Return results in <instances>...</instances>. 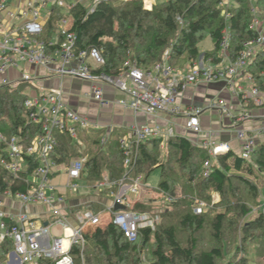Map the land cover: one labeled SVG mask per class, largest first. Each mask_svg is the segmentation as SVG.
<instances>
[{
	"label": "trees",
	"instance_id": "obj_1",
	"mask_svg": "<svg viewBox=\"0 0 264 264\" xmlns=\"http://www.w3.org/2000/svg\"><path fill=\"white\" fill-rule=\"evenodd\" d=\"M252 9L257 16L264 15V0H230L227 6H223V0H156L149 9L145 8L142 0H101L93 10L89 4L75 3L71 8L67 4L62 7L53 5L39 40L45 43L48 53L58 48L64 39L59 24L67 18L70 22L68 33L74 36L73 53L78 55L91 49L100 51L104 64L93 70L96 73L116 77L126 61H133L141 70L150 72L166 52L167 64L181 69L188 63L197 62L201 56L204 60L218 63L225 32L229 38L228 58L234 61L244 44L257 37V32L251 29ZM206 38L211 40L213 49L201 53L198 47ZM247 73L253 86L264 92V46L253 57ZM28 88L26 84L0 86V134L7 139L18 137L25 147L42 134L41 126L30 122V111L25 108ZM101 134L99 132L97 138ZM121 136L110 135L102 147L94 138L92 149L78 152L66 134H56L57 143L52 157L59 163L86 157L83 179L90 185L104 177L117 182L125 174L118 148ZM138 152L130 175H142L145 180L153 170L159 169L160 181L156 190L171 196L174 202L163 207L159 213L161 223L153 231L147 228L138 231L135 243H129L109 221L104 225L89 226L83 234V247L73 246L71 249L73 264H143L142 259L145 264H218L226 254L224 232L235 227L236 218L246 217L255 211L257 218L245 223L242 230L245 234L256 230L264 234L263 205L255 182V178L261 175L264 184V141L257 145L248 161L231 151L219 154L206 178L202 177L201 171L203 163L209 159L207 152L183 136L167 140L163 150L160 140H147L140 144ZM3 159H6V145L0 142V161ZM23 159L25 169L17 176L9 174L0 165V196L7 192L12 195L26 193L31 188L30 177L38 161L34 157L24 156ZM186 187L192 193L188 192L178 201L177 189L183 192ZM236 189L238 194L241 189L246 195L236 198L237 195H233ZM213 192L220 199L229 198L231 203L227 201L226 212L217 213L208 221V209L196 215L193 205L196 200L206 203ZM231 204H234L233 210L238 211L234 218L227 217ZM155 209L150 201L136 203L132 210L150 212ZM68 211L78 213L82 208ZM92 212L97 213L98 210L93 209ZM2 222L7 229L14 224L10 219ZM207 225L215 244L205 249L200 244L199 235ZM245 238L249 236L245 235ZM243 250L241 246L237 247L236 255L227 264H249ZM12 251V240L5 238L0 242V264H7ZM262 261L264 264V246ZM41 263L53 264L50 261Z\"/></svg>",
	"mask_w": 264,
	"mask_h": 264
},
{
	"label": "built area",
	"instance_id": "obj_2",
	"mask_svg": "<svg viewBox=\"0 0 264 264\" xmlns=\"http://www.w3.org/2000/svg\"><path fill=\"white\" fill-rule=\"evenodd\" d=\"M8 1L0 0V13L6 9ZM100 1L76 0L68 7L71 8L75 3L89 4L93 10ZM152 1L154 0H143L145 8H151ZM48 4L65 6L62 0H31L27 10L22 12L27 20L18 28L10 29L0 22V74L9 68H18L23 65L43 68L49 77L72 78L90 84V91L84 97L92 99L100 106L108 105L103 97V87H110L127 96V99L115 101L119 107L154 117L161 114L172 118L182 116L185 118V129L198 137H203L200 116L204 110L217 111L223 116L230 117L234 128L252 118L244 111L233 118L222 99L210 100L204 108L188 106L181 109L177 100L189 86L223 82L226 88L232 90L241 107L248 105L255 108L264 107V92L253 86L252 79L247 73L248 65L253 57L264 46V22L259 21L255 9L251 10L253 15L251 29L257 32V37L244 44L243 50L234 61L228 58L229 38L225 32L218 63L203 59L200 62L188 63L183 69L173 68L167 64L168 52H166L162 61L150 72L141 70L133 61H126L121 73L116 77H110L93 71L104 64L99 50L91 49L88 52H80L78 55L73 53L74 36L68 33L70 22L67 18L62 19L59 24V30L64 35L61 45L47 52V46L39 40L42 33L39 13ZM223 6L226 4L223 3ZM225 17L228 15L225 14ZM241 79L245 81L246 89L238 85L237 81ZM35 81L36 76L25 72L22 73L19 81L3 83V86L11 87L26 84L30 90H35V94L25 101V108L30 111V122L42 128V134L36 136L27 147L18 137L7 139L0 134V142L6 145V159L1 160L0 165L6 172L17 176L24 171L26 165L24 156L34 157L38 161V166L30 177L31 188L26 193L12 195L7 192L3 196L17 200L23 205H45L48 208L50 221L42 224L22 212L13 216L3 211L0 203V242L5 238L13 242V251L8 255L7 264H42V261H50L53 264H73L70 253L72 247H83L85 243L83 234L86 228L105 224L101 222V215L104 213L108 215V221L122 232L129 243L137 241L140 229L147 228L153 231L160 224L159 213L162 212L163 207L170 205L175 199L156 190L157 198L151 201L155 210L133 211L135 199L145 186L142 175L131 176L130 173L137 161L140 144L157 139L160 140V148L163 150L166 141L177 136L173 127L147 124L130 126L118 141L122 164L125 168L124 176L117 182H110L104 177L93 185L80 186L78 182L85 177L86 157L74 158L67 163H59L54 159L52 154L57 143L55 132L66 134L72 140L75 149L82 152L83 143L78 139L75 126L83 130L87 127L92 129H98V127L91 125L85 118L69 108L63 102L61 90L39 88ZM109 133L101 139V147L110 136ZM235 137L240 144L238 156L248 161L259 144L258 140L264 137V126L252 135L240 127L235 128ZM197 147L204 149L209 156L202 166L203 178L210 175L216 156L231 151L227 143L217 142L211 138L204 140ZM59 173L66 175V187L72 194L80 195L89 191L95 194L106 192L110 199L109 205L97 213L90 210L76 213L74 225H71L67 220V214L62 213L61 206L66 204L65 197L48 195L46 192L48 189L52 191L50 178ZM116 204L124 209L115 210ZM71 208L76 207L71 206ZM207 208V203L196 200L193 212L200 215ZM4 219H10L14 223L10 229L5 227L2 222ZM142 261L145 264V260L142 259Z\"/></svg>",
	"mask_w": 264,
	"mask_h": 264
},
{
	"label": "crops",
	"instance_id": "obj_3",
	"mask_svg": "<svg viewBox=\"0 0 264 264\" xmlns=\"http://www.w3.org/2000/svg\"><path fill=\"white\" fill-rule=\"evenodd\" d=\"M30 1L31 0H9L6 9L0 13V22L3 24V26L10 29H16L22 25L23 22L27 20V18L22 15V12L27 10V6ZM62 1L67 4V6L76 2V0ZM119 1L125 2L127 0ZM224 1L225 0H223V3H225L227 6L228 3L226 2H229L230 0H227L226 2ZM87 2H90V0H87ZM152 2L154 5L156 0ZM51 6L53 5L48 4L43 9L46 14L44 18L40 19L42 26H45L47 23L49 9ZM200 61H203L202 56L197 62ZM25 72L36 76L35 84L37 87L49 90H61L63 102L81 117L85 118L91 125L97 126L98 129H93V131L102 132L100 136L102 138L108 132H110L109 134L111 135L114 134L115 131H119V133L123 135L130 126L135 124H147L151 126L157 125L160 127L171 125L176 135L187 138L195 146H198L204 140L211 138L217 142L227 143L230 146L231 152L239 155L240 144L235 137V128L240 127L248 134L252 135L254 132L258 131L264 126V107L255 108L252 105L241 107L238 99L232 93V90L226 88L223 82L189 86L184 92L181 93L177 100L179 107L181 109H184L188 106L204 108L208 101L222 99L233 118L239 116L244 111L251 116L252 120L246 121L245 123L241 124V126L234 128L232 119L230 117L223 116L217 111L204 110L200 116V125L203 131V137H198L197 135H194L185 129V118L182 116L172 118L161 114L154 117L141 112L134 113L130 110L119 107L115 104V101L127 99V96L115 91L110 87H103V97L108 105L100 106L92 99L84 97L85 94L90 91V84L72 78L65 77L60 79L56 77H49L43 68H31L26 65L20 66L18 68H9L4 73L0 74V86L3 85L4 82L19 81L22 73ZM237 83L243 89L247 88L244 80H238ZM28 94L29 96H33L35 94V90H30L28 88ZM262 141H264V137H260L258 143ZM81 182H83V186L86 184L90 185L84 181L83 178ZM66 185V175L64 173H59L58 175L50 178V186L52 187V191L48 189L46 192L48 195L54 194L65 197L66 204L61 206L62 213L63 215L67 214V220L71 223V225H74V216L76 214L75 212L74 214L68 211L70 209L72 210L71 206L81 207L82 211H92L93 209H97L98 212H100L101 210H104V208L110 203V199L107 197L106 192L95 194L94 192L89 191L80 195H74L69 192ZM156 189L148 190L146 187H143V191H141L139 196L135 199L136 203L150 202L154 198H157V194L155 193ZM143 192L144 194L146 193L147 196L148 194L151 195L150 197L148 196V200L142 199ZM82 202L86 203L81 204ZM0 203L2 210L13 216H16L22 212L27 213L33 219L41 222L42 224H46V222L50 221L48 208L43 204L23 205L17 200H13L6 196H0ZM107 222L108 217L105 224Z\"/></svg>",
	"mask_w": 264,
	"mask_h": 264
},
{
	"label": "rangeland",
	"instance_id": "obj_4",
	"mask_svg": "<svg viewBox=\"0 0 264 264\" xmlns=\"http://www.w3.org/2000/svg\"><path fill=\"white\" fill-rule=\"evenodd\" d=\"M129 1V0H127ZM227 0H225L224 2H226ZM232 1V0H231ZM252 2H254L255 0H251ZM226 3H229L228 1ZM233 3V2H231ZM253 4V3H252ZM46 12L42 9V11H40L39 13V18H44ZM259 17V21L260 22H264V15H260ZM199 51L201 53H204L206 51L212 50L213 49V44L211 42V40L209 38H206L205 40H203L198 47ZM76 127V133L78 136L79 140H82V147H81V151L85 152L89 149H92L94 146L91 144L92 143V139L97 138V134L99 133L98 131H93L92 128L87 127V129L83 130L81 129L79 126H75ZM58 134L57 132H55V135ZM105 135V134H104ZM117 135H120L119 131H115L114 134H111V136L116 137ZM102 137H98L97 140L101 141ZM160 181V170L159 169H155L153 170L150 175L144 180V186L146 187V189L148 190H153L156 189L158 184ZM255 182L258 184V187L260 189V202L262 203V212H264V184H263V178L261 175H258L257 178H255ZM78 184L80 186H83V182H78ZM191 189L190 188H185L183 192L180 191V189H177V194H176V199L182 200V198L185 196V194H188V192H190ZM236 190H234L233 195H237L236 198H241L244 197L246 195L245 191L239 189V194L236 192ZM192 193V191H191ZM142 199L143 200H148V198L151 196L150 194H147L143 192L142 194ZM153 196V195H152ZM152 198V197H151ZM227 201L229 203H231L228 200H223L219 198V195L216 194L215 192L210 193V200L207 201V205H208V210L206 211V213L208 212V221H210L212 219V216H214L217 213H223L226 212V203ZM232 207H230V210L227 213V217L229 218H234L235 215H237L236 210H233L234 208V204H231ZM107 214H102L101 216V222L105 223L107 221ZM255 218H257V213L252 212L251 214H249L246 217H239L236 218L235 222V227H230L227 231L224 232V245L226 247V254L223 257V259H221L218 264H227L228 261L232 260V258H234V256L236 255L234 253L235 249L239 246H241L244 250V254L246 255V257L248 258V260L250 261L249 264H263L262 261V251H263V246H264V234L261 233V231H252V233H246L242 230V226L245 223L251 222L253 221ZM161 223V221H160ZM245 235H248L249 238H245ZM185 236L186 234H182V239L183 241L185 240ZM199 237L201 238L200 244L203 245L206 248L212 247L213 244H215V242L212 240L211 235H210V231L207 227L205 228V230L202 232L201 235H199ZM244 237V238H243ZM249 240V241H248ZM242 241V242H241Z\"/></svg>",
	"mask_w": 264,
	"mask_h": 264
},
{
	"label": "water",
	"instance_id": "obj_5",
	"mask_svg": "<svg viewBox=\"0 0 264 264\" xmlns=\"http://www.w3.org/2000/svg\"><path fill=\"white\" fill-rule=\"evenodd\" d=\"M114 209H115V210H122V209H124V208L116 204V205L114 206Z\"/></svg>",
	"mask_w": 264,
	"mask_h": 264
}]
</instances>
